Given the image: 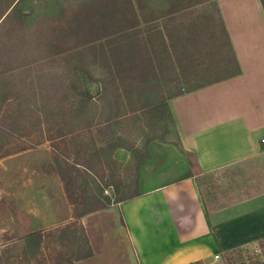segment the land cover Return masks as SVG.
Listing matches in <instances>:
<instances>
[{
    "label": "rangeland",
    "instance_id": "rangeland-1",
    "mask_svg": "<svg viewBox=\"0 0 264 264\" xmlns=\"http://www.w3.org/2000/svg\"><path fill=\"white\" fill-rule=\"evenodd\" d=\"M131 1L140 22L138 38L146 45L131 50L142 55L148 50L150 62L116 68L115 81L107 76L102 47L92 40L111 23L127 20L126 0H0V103L20 90L16 102L7 101L30 105L44 119L40 135L30 124L34 116L17 117L13 106L3 119L0 109L5 124L0 128V264H75L107 237L108 214L88 223L72 217L58 165L74 177L71 200L81 212L96 198L109 202L108 208L188 173L196 174L209 211L264 192V155L199 172L193 156L180 148L168 110L171 96L203 84L220 60H231L216 0ZM81 68L97 79L105 76L107 91L101 94L96 82L87 81L93 97L78 109L82 102L70 83ZM51 112L64 133L62 160L52 158L45 140L52 131ZM12 127L17 132L7 131ZM19 141L34 144L2 156ZM117 148L124 151L122 158L114 156ZM73 162L75 170L69 167ZM39 228V245L24 243V235ZM253 247L228 251L212 264H264V238Z\"/></svg>",
    "mask_w": 264,
    "mask_h": 264
},
{
    "label": "crops",
    "instance_id": "crops-1",
    "mask_svg": "<svg viewBox=\"0 0 264 264\" xmlns=\"http://www.w3.org/2000/svg\"><path fill=\"white\" fill-rule=\"evenodd\" d=\"M216 3L240 72L167 101L179 146L202 173L264 155V10L260 0ZM101 214L112 218L107 237L75 264H212L264 238V192L209 211L195 173L79 217Z\"/></svg>",
    "mask_w": 264,
    "mask_h": 264
},
{
    "label": "trees",
    "instance_id": "trees-1",
    "mask_svg": "<svg viewBox=\"0 0 264 264\" xmlns=\"http://www.w3.org/2000/svg\"><path fill=\"white\" fill-rule=\"evenodd\" d=\"M261 4H262V8L264 10V0H260ZM126 8L123 11V14L125 13L127 15V20H125V18L121 19L123 20V22H119V23H111L110 26L107 28V30H105V32L103 34H99L97 35L92 41H96L99 42V45L102 47V51L101 55L105 57V59L107 60V67H108V73L107 76L113 80L116 79L115 73L116 72V68L123 66V65H127L131 62H134L135 60L138 62V64L136 66H139L142 64L143 61H148L149 64V53L148 50L144 52V55L140 54V53H136V52H132L131 48L133 46H136L137 44L140 45L141 50L143 51L142 47L145 48V43L141 42V40L138 38V33L140 32L138 29V26L140 25L139 22V18L136 14L135 8L132 4L131 0H126ZM129 17H130V21H129ZM129 21V22H128ZM117 24V25H116ZM224 32H225V39H226V44L230 49L231 52V60L225 62L226 60L223 58L222 60H220V65L218 67H216V74L212 75L210 79H208L207 81H205L203 84L198 85L197 87L209 84V83H213L228 77H231L233 75H236L240 72V67L239 64L236 60V57L232 51V47H231V43L229 41V38L227 36L226 30L223 27ZM103 40H105L104 42H102ZM137 45V46H138ZM107 46L108 50L107 52H109V55L107 54V52L104 50V47ZM25 64H19L18 67H24L25 68ZM137 68V67H136ZM141 70V68H138ZM80 74L75 75L74 76V80L72 81V83H70V87L71 89L74 91V93L79 97L80 101L82 102V104L78 107V109H80L82 106H84L86 103L89 102V100H92L93 95L89 92L86 82H96L99 86L100 89V93L103 94L107 91V81H106V77H98V79L96 77H93L92 73L87 69L84 70L83 68H81L79 70ZM75 73V74H76ZM88 78V79H87ZM116 81V80H115ZM195 87V88H197ZM194 89V88H193ZM15 96H8V97H4L5 101H2L0 103V109H2V115H3V119L10 113V109L13 108V106L16 103H13V101L16 99L17 95H21V91L18 90ZM180 94V93H177ZM24 95V94H23ZM9 98H14V100L12 101V103H9L7 100H9ZM3 99V100H4ZM16 102V100H15ZM17 108V109H16ZM15 110H17V112H15L17 115V117H19L20 115L23 116L25 115H29L30 118L35 119V122H30V124L34 123V125L37 127L35 129V132H40L39 134L42 135L43 131H42V127L41 124H43V116L40 115L38 109L36 108H32L30 105H25V106H20L18 104V107L14 106L13 108ZM53 112H51L50 114H52ZM54 116L52 118V131L51 133H48L47 138H45V140H48L50 143V152H51V156L53 159L55 160H62V156H61V151H60V142L61 139L64 142L65 139L62 138V136H64L63 132H60V128H61V124H60V118L57 115V113H53ZM105 122V121H104ZM18 123H25L22 121H18ZM90 123V122H88ZM4 123L3 121L0 123V128L4 129ZM58 129V133L56 134V132L54 133L53 131ZM9 130L7 131H14L17 132V129H15L14 127H12V129L8 128ZM79 130V129H78ZM90 131V130H89ZM71 133L73 131H70ZM30 133V132H29ZM28 140H30L28 138ZM37 143V142H36ZM34 144V142L27 144V143H22L21 141H19L18 143H16L14 145V148H10L7 153H5L2 156H5L7 154H12V153H16V152H20L23 151L29 147H31ZM115 147H120L121 145H118L116 143V145L114 144ZM70 169L75 170L76 169V162H73V164H71ZM86 170H88L86 168ZM65 169L63 170V167L61 166H57V172L58 175L60 177V180L63 184L64 187V192H65V196L67 198V200L70 202V205H72V217L73 218H77L79 216H81L84 213H88L94 210H98L101 208H105L108 206L109 202H103L102 199L100 198H96L94 199V204L93 206H91L87 211L81 212L79 210V207L73 206V201L71 200L72 198V192L69 189V184L71 182V180H73V176L71 175V171L69 172V176L67 177L66 174L64 173ZM213 171V170H212ZM210 171H208L207 173H209ZM197 180V179H196ZM198 184V183H197ZM199 187V184H198ZM254 194V193H253ZM138 195V193L127 196V197H122L121 200L126 199V198H130L132 196H136ZM249 196V195H248ZM203 198V197H202ZM234 202V201H231ZM229 202V203H231ZM43 237V229L39 228L33 231H30L28 233H26L23 237L24 243L28 242V243H33L34 245H39L41 238ZM88 255V253H86L84 256Z\"/></svg>",
    "mask_w": 264,
    "mask_h": 264
},
{
    "label": "built area",
    "instance_id": "built-area-1",
    "mask_svg": "<svg viewBox=\"0 0 264 264\" xmlns=\"http://www.w3.org/2000/svg\"><path fill=\"white\" fill-rule=\"evenodd\" d=\"M261 140H263V139H261ZM217 257H218V254H215V255H214V258H217Z\"/></svg>",
    "mask_w": 264,
    "mask_h": 264
}]
</instances>
